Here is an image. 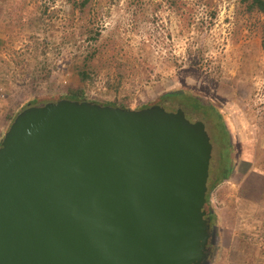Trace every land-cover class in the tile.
<instances>
[{"label": "rangeland", "instance_id": "1", "mask_svg": "<svg viewBox=\"0 0 264 264\" xmlns=\"http://www.w3.org/2000/svg\"><path fill=\"white\" fill-rule=\"evenodd\" d=\"M80 1L0 0V142L34 98L69 89L103 105L183 109L210 138V188L224 149L217 119L159 101L188 89L221 113L233 145L228 181L208 193L219 236L210 264H264V16L241 0H90L84 14ZM86 26L99 31L100 54L81 84L69 61L91 44Z\"/></svg>", "mask_w": 264, "mask_h": 264}, {"label": "water", "instance_id": "2", "mask_svg": "<svg viewBox=\"0 0 264 264\" xmlns=\"http://www.w3.org/2000/svg\"><path fill=\"white\" fill-rule=\"evenodd\" d=\"M211 153L181 109L27 106L0 142V264H210Z\"/></svg>", "mask_w": 264, "mask_h": 264}, {"label": "trees", "instance_id": "3", "mask_svg": "<svg viewBox=\"0 0 264 264\" xmlns=\"http://www.w3.org/2000/svg\"><path fill=\"white\" fill-rule=\"evenodd\" d=\"M90 0H81L79 3H74L73 8L77 9L78 12L81 14H84L87 6L89 4ZM241 2L244 5V9L246 12L251 13V12H257L258 14H261L264 16V0H241ZM84 33L87 35L88 41H91V44L89 45V48H85V55L83 57H74L70 58V63L72 65L73 71L75 72L79 82L81 84H86L87 82L92 80V74H93V68L94 66L93 63L97 59V56L100 54V50L96 48V43L99 39V31L92 29L91 27H87L84 30ZM43 74L40 75V82H49L50 80V71L45 67L43 69ZM45 100L43 103L45 104L46 101L50 100H59V99H68V100H75V101H82V100H87V98L84 95V91L81 88L77 89H69L64 96H54V95H45L42 97ZM159 101H170L173 98H176L178 100V104L181 108H186L189 107L193 110H202L203 112H208L209 114H213L215 118L217 119L219 123V129H221V136L218 137L220 140L223 142V155L221 157L222 160V167H220L219 170L215 172L214 175V181L212 183V186L210 188H207V195L206 199L207 201L210 200V197L208 196L215 187L218 186V184L228 181L231 172H232V154H233V145L230 139V134L229 131L226 128V125L222 121V116L221 113L211 104L210 101H205L200 95H195L193 94L190 90L188 89H173L171 91H167L163 93L159 97ZM38 98H34L32 103H30V106H42L43 104H37ZM97 103V102H95ZM99 104V103H97ZM103 105V104H101ZM104 105H109L113 107H121L124 109H130L126 105H119L116 106L114 103H106ZM146 108V107H143ZM142 109V108H139ZM21 111V110H20ZM17 113L15 114V116ZM211 205H207V215L210 220H214V212Z\"/></svg>", "mask_w": 264, "mask_h": 264}, {"label": "flooded vegetation", "instance_id": "4", "mask_svg": "<svg viewBox=\"0 0 264 264\" xmlns=\"http://www.w3.org/2000/svg\"><path fill=\"white\" fill-rule=\"evenodd\" d=\"M177 110V109H176ZM181 110H183V109H181ZM184 112V111H183ZM185 113V112H184ZM207 209V205L205 206V211H207L206 210ZM206 214H207V212H206ZM207 217H208V215H207ZM209 218V217H208ZM210 220V219H209ZM210 223H211V225H215V222L214 221H212V220H210ZM216 248V245L215 246H208V253H207V255H208V260H209V262L211 263V260H212V258H213V256H214V252H215V249Z\"/></svg>", "mask_w": 264, "mask_h": 264}]
</instances>
